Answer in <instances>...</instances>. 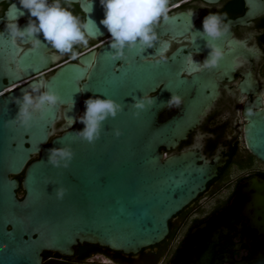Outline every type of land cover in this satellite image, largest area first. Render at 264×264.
I'll use <instances>...</instances> for the list:
<instances>
[{
  "label": "water",
  "instance_id": "1",
  "mask_svg": "<svg viewBox=\"0 0 264 264\" xmlns=\"http://www.w3.org/2000/svg\"><path fill=\"white\" fill-rule=\"evenodd\" d=\"M15 17L26 18L20 25L23 30L30 17L18 2L8 6L0 24ZM89 26L100 33L105 30L102 25ZM37 38L42 41L39 47L21 50L6 31L0 33V264H43L44 252L54 258L71 257L74 247L83 244L134 256L161 243L168 235L170 220L204 190L216 172L210 165H198L191 155L160 160L159 147H174L185 137L196 123L193 110L199 105L187 103L182 116L158 123V113L165 110L162 105L180 92L167 86L150 98L154 99L152 106L146 105L143 111L133 108L132 104L147 92L137 68L161 64L134 62L136 51L125 50L123 58L130 55V64L114 72L122 58L114 59L105 46L97 82L88 81L83 86L81 115L84 101L90 97L112 99L122 111L102 124L99 140L89 145L77 138L74 132L83 130L81 123L68 127L69 118L75 120L78 112V80L84 72L76 65H65L46 80L45 90L60 96L55 108L43 118L37 114L27 130L18 123L6 126L17 113V98L38 81L6 95L3 81L11 86L36 76L53 61L47 54L52 48L43 43L42 35ZM176 84L180 86L184 80L176 78ZM62 106H66L62 133L52 137ZM247 118V146L264 161V113L248 111ZM116 130L121 133L119 138L113 135ZM60 147L73 151L67 168H53L47 163L49 149ZM19 175L21 181L15 178ZM60 187L67 190L62 200L55 195ZM19 188L22 199L16 195ZM238 196L244 201V218L264 235V178L251 177L238 189L233 202ZM218 246L210 230L193 232L170 264H221L216 256ZM249 253V259L239 263L231 255L223 261L264 264V248H249Z\"/></svg>",
  "mask_w": 264,
  "mask_h": 264
},
{
  "label": "flooded vegetation",
  "instance_id": "2",
  "mask_svg": "<svg viewBox=\"0 0 264 264\" xmlns=\"http://www.w3.org/2000/svg\"><path fill=\"white\" fill-rule=\"evenodd\" d=\"M15 2L18 0L0 3V19ZM63 6L88 24V46L77 45L75 59L71 54L60 55L54 49L48 50L47 54L53 59L50 66L11 86L4 80L3 95L40 79L46 81L65 65H76L84 71L78 80L79 90L88 81L97 82L100 56L102 49L110 43V36L106 29L100 33L98 28L91 30L89 25H100L104 18L103 8L99 0H70ZM168 7L169 20L157 29V47L143 53L136 51L133 61L156 62L159 53L166 51L167 60L161 65L137 68L146 85L145 97H156L167 86L180 91L176 95L182 98V106L161 110L157 115L158 123L182 116L187 103L199 106L198 110H193L196 123L185 137L174 147H159L160 160L191 155L198 165L215 167V175L204 190L170 220L168 235L161 243L131 255L123 262L104 252L93 253L79 262L74 252L63 261L64 264H87L95 254L111 258L114 264H170L189 236L204 230H210L219 242L216 256L221 264H227L223 261L225 256L231 255L232 260L239 263L249 259V248H264L263 231L242 214V198L238 196L233 202L238 189L241 190L251 177L264 178V161L249 150L245 134L248 111L254 115L264 113V0H170ZM210 12L227 13L229 29L214 42L225 55L217 67L197 71L198 63L208 56L206 41L200 38L199 32L203 18ZM248 14L251 16L247 17ZM17 22L20 27L26 18H18ZM7 23L4 20L0 24V33L6 31ZM21 48L32 47L27 43ZM129 56L117 61L113 71L129 65ZM189 57H193L195 63L189 64ZM147 70H150L149 76ZM176 78L183 79L184 84L178 86ZM83 96L84 91L80 92L75 119L81 115ZM65 109L66 106L60 108V119L52 137L62 133ZM93 264L102 263L95 260Z\"/></svg>",
  "mask_w": 264,
  "mask_h": 264
},
{
  "label": "clouds",
  "instance_id": "3",
  "mask_svg": "<svg viewBox=\"0 0 264 264\" xmlns=\"http://www.w3.org/2000/svg\"><path fill=\"white\" fill-rule=\"evenodd\" d=\"M18 3L30 18L23 30L19 27L17 17L6 24V31L14 46L21 47L24 43H30L35 49L41 45L42 41L37 37L42 35L44 44L49 45L60 55L71 54L73 59L78 56L75 50L77 45L88 46L87 24L63 6V4H69L70 0H63V4L62 0H51V2L49 0H18ZM169 3L170 0H99L104 11V18L99 23L110 36L108 46L113 58H123L125 50L143 53L148 49H155L158 41L157 29L161 23L169 20ZM23 14L21 12V15ZM227 19V13L212 12L203 18L202 31L199 33L200 38L206 41L208 56L198 63L197 71L213 69L223 59L224 51L216 47L214 42L227 33L229 29ZM166 60V51H162L156 62L161 63ZM188 63H195L193 57H189ZM45 89H48V84L44 79H40L31 86L30 91L23 92L15 101L17 113L12 121L6 122V126L18 123L20 127L27 130L37 118V114L43 118L49 110L55 108L60 101V96L53 90ZM153 101L154 99L143 96L132 106L143 111L146 105L152 106ZM182 103L181 97L172 94L162 107L179 109ZM84 108L85 111L81 116L76 117L75 120L69 118L68 127L76 122L83 124V130L76 131L74 134L89 145L99 140L102 124L109 118L115 119L122 111L120 104L108 98L90 97L84 101ZM137 114L138 112L134 113V115ZM113 135L119 138L121 133L116 130ZM73 156V151L69 147L50 148L47 163L53 168H67ZM66 192L65 188H57L56 198L62 200ZM95 260L102 261V264H114L111 258L103 254H95L89 258L87 264H93Z\"/></svg>",
  "mask_w": 264,
  "mask_h": 264
},
{
  "label": "trees",
  "instance_id": "4",
  "mask_svg": "<svg viewBox=\"0 0 264 264\" xmlns=\"http://www.w3.org/2000/svg\"><path fill=\"white\" fill-rule=\"evenodd\" d=\"M35 158H37V157H35ZM15 178L18 179L19 181H21L22 175H19ZM16 195H17L18 199H22L23 192H22L21 188H19L16 191ZM74 252H75L74 257L79 262L85 261L88 258V256H90L93 253H101V252L112 255V257L114 259H117L121 262H123L124 260H126V258H129V256H131V255H124L120 252H113V251H110L106 248L99 247L97 245H89V244H83V245H78V246L74 247ZM42 257H43V263L44 264H64L63 261L68 259L67 257L55 259L53 254L48 253V252H44L42 254Z\"/></svg>",
  "mask_w": 264,
  "mask_h": 264
},
{
  "label": "rangeland",
  "instance_id": "5",
  "mask_svg": "<svg viewBox=\"0 0 264 264\" xmlns=\"http://www.w3.org/2000/svg\"><path fill=\"white\" fill-rule=\"evenodd\" d=\"M100 263H102V261L98 260Z\"/></svg>",
  "mask_w": 264,
  "mask_h": 264
}]
</instances>
